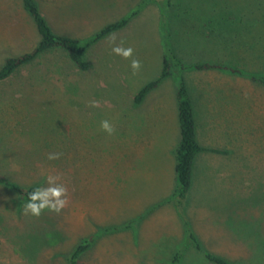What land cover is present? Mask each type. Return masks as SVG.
I'll return each instance as SVG.
<instances>
[{"label": "rangeland", "instance_id": "1", "mask_svg": "<svg viewBox=\"0 0 264 264\" xmlns=\"http://www.w3.org/2000/svg\"><path fill=\"white\" fill-rule=\"evenodd\" d=\"M23 1L0 0V70L40 42ZM36 1L57 34L85 43L129 22L91 45L87 72L53 52L0 84V176L24 190L47 188L56 176L67 188L66 206L37 218L0 185V264H69L84 239L91 246L80 264H171L178 251L181 264H213L207 252L232 264H264V85L247 77H264V0ZM167 33L188 68L209 63L247 75L181 73L198 142L208 150L196 158L181 210L172 201L182 140L179 74L135 102L161 75ZM116 46L134 49L138 72L112 53ZM104 119L112 135L101 129ZM112 227L129 228L106 232ZM54 233L59 244L42 241Z\"/></svg>", "mask_w": 264, "mask_h": 264}, {"label": "trees", "instance_id": "2", "mask_svg": "<svg viewBox=\"0 0 264 264\" xmlns=\"http://www.w3.org/2000/svg\"><path fill=\"white\" fill-rule=\"evenodd\" d=\"M25 10L28 12L30 17L33 20V23L37 29V32L40 37V42L37 47L30 53H27L18 58H9L6 61V64L0 70V84L11 79L16 73H18L23 68L34 64L43 56L53 53V52H62L64 53L69 60L80 70L83 72H87L90 70L89 63L86 59V54L93 43L104 38L107 35L112 33L121 31L127 25L129 20L124 19L120 22L111 24L107 26L96 39L91 40L90 42H82L76 38L61 36L57 34L52 26L50 25L48 19L43 14L40 4L36 0H24ZM167 49L165 52L164 60H163V69L159 78L149 84H147L136 96L135 102L139 106L141 105L145 99L150 95L153 91L159 88V86L167 79L173 77L174 74H179L178 80V107H179V121L181 127V143L177 150V167L176 173L178 177L179 187L174 192L172 201L174 202L179 210L183 207L185 201L188 198V195L192 189L193 185V174H194V166L197 156L205 151L204 148L198 142L197 136V120L194 109V101L191 97L190 90L188 84L185 79L181 75V73L187 70L194 71H210V70H223L227 72H231L233 74H238L241 76H247L245 73L224 67L221 65H211L209 63L205 64H197L192 68H188L184 61L176 54L173 48L170 46L169 38L170 35L167 33L166 35ZM247 77L251 78L255 82H259L264 85V77L259 75H248ZM215 153H219L214 151ZM0 185L8 187L15 191L23 201H27L28 193L33 191L35 188L40 187V185L32 186L29 189H22L19 186L10 182L7 178L0 176ZM47 211V210H46ZM45 211V212H46ZM186 226H188L186 224ZM129 227H112L108 228L106 232H119L127 230ZM187 230H189L187 228ZM189 233V231H188ZM191 241H194L197 249L203 252L202 246L196 241L193 235L188 234ZM40 238V237H39ZM51 239V240H49ZM49 241L50 245H57L61 242L59 237L54 234H48L42 237V241ZM89 239H84L83 242L77 245V247L72 251L70 255L66 257L69 264H80L81 258L88 251L91 246ZM45 246V245H44ZM41 248H37V253ZM21 254L24 257H27L28 254ZM183 252L178 251L174 258L171 261V264H181L183 260ZM206 258L213 264H232L224 258H221L217 255L211 253H205ZM32 255V254H31Z\"/></svg>", "mask_w": 264, "mask_h": 264}, {"label": "clouds", "instance_id": "3", "mask_svg": "<svg viewBox=\"0 0 264 264\" xmlns=\"http://www.w3.org/2000/svg\"><path fill=\"white\" fill-rule=\"evenodd\" d=\"M112 42H115V37H112ZM121 43L123 44V42ZM112 53L126 60H130V67L133 74L140 70L141 63L138 59L133 58L134 49L132 47L116 46L112 48ZM91 106L97 107L98 105L93 102ZM100 127L108 135H112L115 132L114 126L107 119L101 121ZM58 158V155H49L48 157L49 160H55ZM58 179L59 178L56 176H49L47 178L49 187H37L28 193L27 201L23 206L24 215H31L38 218L46 210L59 213L66 206L67 188L58 184Z\"/></svg>", "mask_w": 264, "mask_h": 264}]
</instances>
